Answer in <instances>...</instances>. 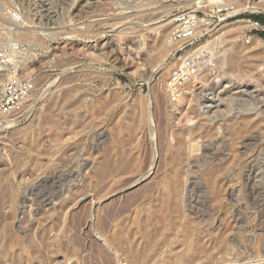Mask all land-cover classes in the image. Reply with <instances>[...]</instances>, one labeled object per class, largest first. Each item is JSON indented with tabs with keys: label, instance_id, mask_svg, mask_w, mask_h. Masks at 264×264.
Masks as SVG:
<instances>
[{
	"label": "rangeland",
	"instance_id": "1",
	"mask_svg": "<svg viewBox=\"0 0 264 264\" xmlns=\"http://www.w3.org/2000/svg\"><path fill=\"white\" fill-rule=\"evenodd\" d=\"M184 2L0 0V92L36 91L0 114V264H264V38L218 29L176 102Z\"/></svg>",
	"mask_w": 264,
	"mask_h": 264
},
{
	"label": "built area",
	"instance_id": "2",
	"mask_svg": "<svg viewBox=\"0 0 264 264\" xmlns=\"http://www.w3.org/2000/svg\"><path fill=\"white\" fill-rule=\"evenodd\" d=\"M186 2L190 6L183 7L176 15L175 28L171 36L175 44H181L179 55L185 54L188 49L183 65L167 82V90L176 102L183 97L184 89L192 78L210 63L212 58L208 44L212 34L229 23L246 21L242 19L246 11L241 10L231 0H186ZM246 22L250 24L252 30L264 33V24L253 20ZM201 47L204 49L200 50ZM33 90L35 85L32 81L16 72L13 73L0 95V114L21 113Z\"/></svg>",
	"mask_w": 264,
	"mask_h": 264
},
{
	"label": "bare ground",
	"instance_id": "3",
	"mask_svg": "<svg viewBox=\"0 0 264 264\" xmlns=\"http://www.w3.org/2000/svg\"><path fill=\"white\" fill-rule=\"evenodd\" d=\"M185 4V6L187 7V6H190V4L189 3H187V2H184ZM237 3V2H236ZM239 3V2H238ZM237 3V4H238ZM246 5V6H245ZM184 6V7H185ZM243 6V5H242ZM243 7H245V10H248V11H253L255 8H252L251 7V5L250 4H244V6ZM243 10V9H242ZM244 10V11H245ZM248 27V26H250V24L248 23V22H246V21H240V22H238L237 24L235 23L234 25H232V26H229L228 28H236V29H238V28H240V27ZM224 27V26H223ZM224 29V28H223ZM228 30V29H227ZM218 31V30H217ZM214 34H215V32H214ZM214 34H213V36H214ZM216 35V34H215ZM224 35V34H223ZM218 36V35H217ZM219 37V36H218ZM220 37H222V36H220ZM220 37L219 38H217L216 37V40L218 39H220ZM170 40V42H169V44H170V46L171 47H175V45H177V44H175L174 43V41L170 38L169 39ZM168 40V41H169ZM217 40V41H218ZM221 44V43H220ZM208 45H211V54H214L213 52H214V50L216 49V47H215V49H214V47L213 46H215V45H213L211 42L208 44ZM202 49H204V47H201V49L200 50H202ZM217 50V49H216ZM3 56V55H2ZM1 55H0V62L2 61V62H4L5 63V61H3V57H2ZM225 62V61H224ZM167 67V66H166ZM211 67V66H210ZM27 70V69H26ZM9 75V74H8ZM4 76H5V74H4ZM7 76V75H6ZM196 78V76H194L192 79H195ZM229 84H232V82H229ZM5 86V85H4ZM3 88V87H2ZM226 89H229L230 88V86H226L225 87ZM4 89V88H3ZM254 89V88H253ZM2 92L3 91H1L0 92V95L2 94ZM35 94H36V91L35 90H33V92L31 93V95L29 96V98H28V100H27V102L28 101H30V99L32 98V97H34L35 96ZM113 95V94H112ZM115 97H117V96H115ZM118 98V97H117ZM41 99V98H40ZM40 99H39V101H40ZM114 99V98H113ZM38 100V99H37ZM82 100L83 99H80L79 98V103H82ZM106 100H107V98H106ZM218 101V100H217ZM113 102V101H112ZM36 103V102H35ZM107 103V102H106ZM106 103H104V105H107ZM110 104V103H109ZM36 105V104H35ZM111 105V104H110ZM109 105V106H110ZM33 106V105H32ZM108 106V105H107ZM134 106V105H133ZM34 107V106H33ZM108 108V107H107ZM106 108V109H107ZM211 108V107H210ZM207 110V109H206ZM29 111H32V110H29ZM90 111H91V114L93 115V113H95L97 110H96V107H93V108H91L90 109ZM28 113V112H27ZM26 113V114H27ZM151 116V115H150ZM26 117V116H25ZM146 117H147V115H146ZM152 119V117L150 118V120ZM166 119V118H165ZM86 120H87V117H85V115L84 114H81L80 112H79V132H81V138L79 139V153H82V151H84L85 150V148L82 150L81 148L83 147V146H85V144H86V139H87V135H85V134H83L84 133V131H85V125H86ZM14 121V120H13ZM153 121V120H152ZM11 122V121H10ZM248 122V121H247ZM246 122V123H247ZM151 123V122H150ZM150 126H152V125H150ZM12 127V126H11ZM153 127V126H152ZM151 127V128H152ZM246 128V127H245ZM3 131V130H2ZM247 131V130H246ZM149 132H151V129L149 130V131H146V134L148 135V134H150ZM93 134V133H92ZM154 135V134H153ZM98 137V136H97ZM148 138V137H147ZM94 140V139H93ZM195 143V142H194ZM87 145V144H86ZM235 145V144H234ZM87 148L88 147H86V150H87ZM76 149V148H75ZM94 149V148H93ZM92 150V149H91ZM108 154V153H107ZM80 155V154H79ZM109 155V154H108ZM107 155V157H111L110 155L108 156ZM40 157V156H39ZM112 157H113V159L110 161V159L108 158V159H106V161L107 160H109V161H107V164H106V162H104V160L102 161V162H104V164L105 165H108L107 167L108 168H110V169H112V165L113 164H118V163H120V162H124V164H126L125 165V167H126V169L128 170H126L125 169V171H127V172H132V171H134L135 169H137V174H139L140 173V169H141V165L139 164V159H140V156L139 155H132V153H130V154H127V153H121V151L120 152H118V153H116L115 151L113 152V154H112ZM38 158V157H37ZM105 158H106V156H105ZM70 161V160H69ZM38 162V161H37ZM153 162H154V160H153ZM69 164V163H68ZM115 165H114V167H115ZM105 167V166H104ZM103 167V168H104ZM113 167V168H114ZM152 167V166H151ZM104 169H107V168H104ZM145 169V168H144ZM142 170V169H141ZM105 172H106V170H104ZM111 171H113V169L111 170ZM111 171H109V170H107V172L109 173V172H111ZM146 171V170H145ZM141 172H143V171H141ZM149 172V171H148ZM80 173V172H79ZM106 174V173H105ZM67 176V175H66ZM73 176V175H72ZM62 178V177H61ZM138 178V177H137ZM141 178H143L142 177V175H141ZM62 180V179H61ZM176 188H177V186H176ZM117 190V189H116ZM114 191V190H113ZM178 191H179V189H178ZM264 192V191H263Z\"/></svg>",
	"mask_w": 264,
	"mask_h": 264
},
{
	"label": "trees",
	"instance_id": "4",
	"mask_svg": "<svg viewBox=\"0 0 264 264\" xmlns=\"http://www.w3.org/2000/svg\"><path fill=\"white\" fill-rule=\"evenodd\" d=\"M242 18L244 19H248V20H253V21H256V22H259L261 24H264V15H245L243 16ZM260 36H262L264 38V33H259Z\"/></svg>",
	"mask_w": 264,
	"mask_h": 264
}]
</instances>
